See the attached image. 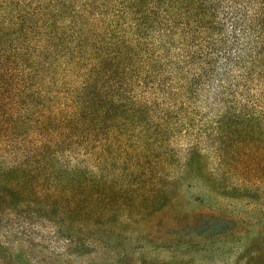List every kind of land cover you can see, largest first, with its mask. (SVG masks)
Instances as JSON below:
<instances>
[{"label":"trees","instance_id":"16d2710c","mask_svg":"<svg viewBox=\"0 0 264 264\" xmlns=\"http://www.w3.org/2000/svg\"><path fill=\"white\" fill-rule=\"evenodd\" d=\"M212 198L264 207V0H0V264H264Z\"/></svg>","mask_w":264,"mask_h":264},{"label":"rangeland","instance_id":"374dc122","mask_svg":"<svg viewBox=\"0 0 264 264\" xmlns=\"http://www.w3.org/2000/svg\"><path fill=\"white\" fill-rule=\"evenodd\" d=\"M181 141H178L177 148L180 150L184 149L186 147V142L183 139H179ZM183 152V151H182ZM190 182H187L183 185V191H182V201H184L185 205V211H190L195 206V201L197 199H205L208 198V193L206 190H204L200 184H189ZM212 204L214 207L220 208L223 213H231L232 215H242L243 219H246L248 223H250L249 231L247 232L248 239L247 241H250L257 237L259 232L264 229V207L258 205L255 207H252L251 209H247V205L244 204V202H239L234 199L229 200H220L219 198H212ZM172 212H169V215H171ZM167 220H169L167 218ZM229 249H234V251H229ZM243 245L237 244H228L226 246V253H224L222 256L216 257L214 259L212 258H202L201 260H198L197 264H227V263H233L235 259L238 257L240 253L243 251ZM167 252H162V257H168Z\"/></svg>","mask_w":264,"mask_h":264}]
</instances>
